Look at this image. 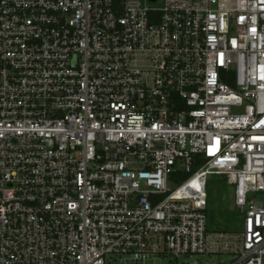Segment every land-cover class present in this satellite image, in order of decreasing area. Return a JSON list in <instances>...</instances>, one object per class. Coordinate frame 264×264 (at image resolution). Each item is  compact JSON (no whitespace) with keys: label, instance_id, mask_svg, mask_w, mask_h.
Masks as SVG:
<instances>
[{"label":"built area","instance_id":"built-area-1","mask_svg":"<svg viewBox=\"0 0 264 264\" xmlns=\"http://www.w3.org/2000/svg\"><path fill=\"white\" fill-rule=\"evenodd\" d=\"M218 254L264 264V0H0V264Z\"/></svg>","mask_w":264,"mask_h":264},{"label":"rangeland","instance_id":"rangeland-1","mask_svg":"<svg viewBox=\"0 0 264 264\" xmlns=\"http://www.w3.org/2000/svg\"><path fill=\"white\" fill-rule=\"evenodd\" d=\"M216 179L213 177L211 181V189L212 195H210L211 199V207L213 209L215 223L212 225L213 232H219L224 234H229L230 239L237 234L239 229L242 228L243 217L241 214L239 217H232V219H228L230 215H225V211L236 212V207L234 204V188L230 186H225L220 181H215ZM256 198L260 199L262 195L260 193H256L254 195ZM210 257H205V259H209ZM217 264H225L229 261V256L226 254H218L213 259ZM192 261L188 260L184 257H181L177 260H162V264H191Z\"/></svg>","mask_w":264,"mask_h":264},{"label":"trees","instance_id":"trees-1","mask_svg":"<svg viewBox=\"0 0 264 264\" xmlns=\"http://www.w3.org/2000/svg\"><path fill=\"white\" fill-rule=\"evenodd\" d=\"M216 180L215 181H220L222 182L225 186H229L227 181H226V178L224 176H213ZM212 177V178H213ZM212 178L209 180V183H208V186H207V190H208V196H209V204H208V229L209 231H213V227L212 225L215 223V219H214V214H213V209L211 207V199H210V195H212V189H211V181H212ZM225 215H230V217L228 218L229 220L232 219V217H239L240 213L236 210L233 211V212H229V211H225Z\"/></svg>","mask_w":264,"mask_h":264}]
</instances>
